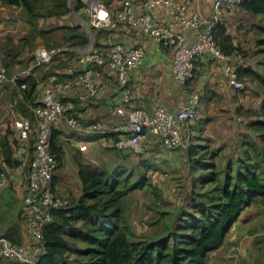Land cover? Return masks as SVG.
Returning a JSON list of instances; mask_svg holds the SVG:
<instances>
[{
    "label": "built area",
    "instance_id": "built-area-1",
    "mask_svg": "<svg viewBox=\"0 0 264 264\" xmlns=\"http://www.w3.org/2000/svg\"><path fill=\"white\" fill-rule=\"evenodd\" d=\"M244 1L212 0L210 11L206 13L201 7L192 6V0H119L112 8L96 0H83L87 5L90 27L113 30L119 24H126L140 29L155 44L169 47V74L181 92L185 91L187 83L194 77V60L202 57L221 65L231 94L244 89L239 70L247 63L243 54L237 50L223 51L215 40L213 30L224 15ZM137 2L141 11L136 8ZM158 7L163 8L167 14L168 18L163 22L154 18V11ZM68 49L67 44L36 48L35 63L47 64L55 55ZM145 59L146 51L142 45H126L114 41L111 36H107L105 48L88 43L79 53L81 69L43 89L40 104L31 108L33 120L20 117L12 152L15 162L0 171V193L6 186L14 185L18 174L27 170L23 203L27 208L26 227L31 240L28 244H16L5 237L0 238V253L4 258L14 259L20 264H35L45 251L43 225L50 222L53 210L69 206L70 200L57 192L53 184L56 160L52 151L51 132L63 117L61 97L75 91L76 98L87 106L104 90L105 84L98 80L104 66L115 72L120 94L118 102L108 107L109 115L119 120L110 126V130L124 133L123 137L114 139L115 146L129 149L134 154H142L148 147V140L156 138L163 148L186 153L189 138L187 141L183 130L188 122L198 117L199 94L193 90L184 93L185 100L174 108L163 105L155 106L152 111L132 108L129 106L132 90L128 83L134 70ZM28 74L29 69L17 72L11 80L21 81ZM6 79V67L0 61V84ZM20 88H25V83ZM84 115V111L79 109L63 119L68 127L79 132L83 128ZM90 130L97 134L107 132L99 120L90 124ZM85 147L79 145V150Z\"/></svg>",
    "mask_w": 264,
    "mask_h": 264
},
{
    "label": "crops",
    "instance_id": "crops-1",
    "mask_svg": "<svg viewBox=\"0 0 264 264\" xmlns=\"http://www.w3.org/2000/svg\"><path fill=\"white\" fill-rule=\"evenodd\" d=\"M77 1L78 0L73 1V7L71 8L69 5L70 0H68L70 8L69 13L57 18L54 28L62 27L65 24H79L82 29L86 31V28L90 27L86 10L87 5L83 2V0H81L85 5L84 8L75 10L74 5ZM96 1L102 2L108 8L116 6L119 2V0ZM211 2L212 0H192L191 5L194 7L199 6L206 13H209ZM0 6L4 9L6 6L19 7L14 5H5L1 2ZM136 8L138 11H141L142 8L139 2H137ZM2 13L3 12H0V14ZM7 14L8 13L5 11V15ZM230 15L231 13H228L227 16L229 17ZM253 15L260 17L261 21H264V14L254 13ZM154 18L159 22H163L168 17L165 10L158 7L154 11ZM13 19L14 16L11 15L6 19V21L0 23V27L2 26V23H5L9 24L6 28H10L14 21ZM21 19L23 24L22 28H26L23 32L25 35L28 28L31 26V23L26 15L21 17ZM226 19L228 18L226 17ZM51 23L53 22L51 21ZM223 24L227 30L229 26L228 22L225 20ZM39 25H41L40 30L50 29L43 27L42 23H39ZM91 28L92 27H90V35H88L89 42L87 41V43L102 45V47L105 48L106 38L107 36H111L114 41L122 42L126 45H142L144 47L146 51V59L134 70L128 83L132 90V98L129 102V106L132 108H142L147 111H152V109L157 105H163L166 108H174L185 100L186 95L184 93H188L193 89V91L198 92L200 97L198 105L199 116L203 115L207 118L210 113L212 114L216 111L215 109L211 110L213 102L221 108H227L226 103L229 101L230 97L239 93L238 91L235 94L230 93L226 79L222 74L221 65L216 61L207 60L205 58L197 61L196 75L193 77L194 79L192 78L191 81L187 83V86L184 89L185 91L181 92L180 88L175 84L169 74L171 63L170 48H165L155 44L151 39L145 37L140 29L127 26L126 24H119L115 29L106 31ZM64 33L65 31L63 29H57L47 34L50 35L48 43H55L58 45L60 42H63L61 44H67L69 49L61 53L58 56V59L50 62V66L44 65L33 72L37 79L36 89L32 93L34 103L41 101L43 89L53 83L59 74L70 75L77 73L81 69L77 58L83 46L72 45L70 41H63L61 37ZM37 38H40V36L36 35L34 38H31L32 47L30 49L28 46L22 47L21 49L24 48L23 51L19 49L13 51L11 54L9 52H5V49L3 48L4 50L0 52V60L6 63L8 69L13 72V74L17 73L19 69L20 72L23 71L24 69L22 68L26 64L28 65L27 69H31L33 64L31 62H27V60L30 55H33L34 50L40 47V45H38L40 40ZM57 38L58 41H56ZM25 39L26 41H29L30 37L25 36ZM259 43H261V41ZM247 66H251V68L255 71V68L252 66V62L247 63ZM48 67H50V69ZM11 77L6 80L10 82L7 86L3 87L2 83L0 84V123L5 129L3 119H7L9 129L12 131L10 137L16 138L17 127L20 124V117L22 114H20L17 110L12 111L13 104L11 105L10 102L6 104L10 107L8 109L6 108V114L1 111V109H4L5 107L3 103L4 98L7 100L13 99V102L21 98L20 89L22 88L18 87L16 83L11 80ZM251 79H254V77H251ZM98 80L105 84V88L100 94L93 98L87 106H84L76 98L75 91H71L61 97L63 104V117L71 115L79 109L83 110L85 115L83 117V128L79 132L68 127L64 122L63 117L56 125H54L52 129L54 133L53 141L55 148L61 153V162L56 168L53 181L54 188L57 192L61 193L69 200H73V202L77 201L82 189V180L79 173L80 169L92 172L94 171L96 173L121 169L123 177H126V175L132 172L133 174L131 175L133 177L139 176L147 178L149 184L152 182H157L158 184L171 182L175 177V173L172 171L177 170L183 173L188 186H186V188L190 189L191 181L197 177L201 169L190 168L188 172L183 171L184 161L187 163V159L189 158L188 154L180 150H167L163 148L156 138H150L148 140V148L142 155L134 154L129 149H119L115 146L114 136L116 135L117 138L124 136V133L122 132L116 133L110 130V126L119 122L116 117H113L108 113V107L113 106L119 100L120 94L117 86L116 74L108 66H104ZM242 90L246 95L249 92L246 85ZM243 99L244 98H241L240 101ZM31 108L32 106L30 109ZM219 117L220 115H218V118ZM220 118L225 119L223 117ZM95 120H99L106 127V133L97 134L90 130V124ZM185 134L187 135L186 131ZM196 144L197 143L195 142V144H191V146L195 147ZM79 145H85L86 147L83 150H79ZM195 149L197 151L191 156L192 158L199 154L197 147H195ZM182 153L185 154V157ZM26 176L27 170L24 169L18 174L16 183L12 186H6L0 193V238L5 237L16 244L27 243L30 239V235L26 227L27 208L23 203V196L26 191ZM175 201L177 202V200ZM177 204H179V202H177ZM165 213L166 211L163 210L160 213V216L164 217ZM74 216L77 215L74 213ZM78 221L79 220L75 222L76 226H79L78 223H80V221ZM171 225L172 228L174 225ZM235 243V239H225L223 245L212 252V255L210 256L211 260L206 264H249L250 261L247 260L248 258L243 253L237 254L234 247L231 248L232 253L228 254L227 257H225L223 253L218 254L219 252H226V250H228L231 245H235ZM69 250V255L70 253L75 255L78 252L74 247H70ZM246 260L247 263H245ZM59 261L60 260H56L55 262ZM0 264L20 263L9 258H4L0 253ZM253 264L262 263H260L259 260H256V263Z\"/></svg>",
    "mask_w": 264,
    "mask_h": 264
},
{
    "label": "trees",
    "instance_id": "trees-1",
    "mask_svg": "<svg viewBox=\"0 0 264 264\" xmlns=\"http://www.w3.org/2000/svg\"><path fill=\"white\" fill-rule=\"evenodd\" d=\"M43 1H47L48 4L41 7L40 3ZM0 2L5 5L19 6L28 17L32 28H36L35 23L38 19L59 18L68 14L70 10L68 0H0ZM84 6V3L78 0L74 9H82ZM241 6L251 14H264V0H245ZM35 28V36L39 35L47 40L46 45L50 40V35L47 34L57 29L65 31L61 39L70 41L72 45L84 46L88 40L86 32L79 24H65L62 27L47 30ZM100 30L106 31V29ZM213 33L217 44L223 51L238 50L222 21L214 25ZM94 46L103 48L102 45L95 44ZM60 54L55 55L50 62L58 59ZM30 57L27 62L33 64L35 62L34 53L32 60ZM199 59L202 57L194 60V77L197 69L196 63ZM50 62L41 66L35 63V67H31L29 74L23 80L15 82L18 87L25 83V88L20 89L21 98L13 103L12 111L17 110L22 116L33 120L30 107L40 104V102H33L32 93L37 84L33 72L44 65L50 66ZM74 74H59L55 81L63 80ZM239 75L253 78L256 72L251 66L245 65L239 70ZM261 105L264 106V102ZM247 127L261 129L259 135L262 146L245 143L243 155H240L235 163L230 161L226 163L225 177L221 182L216 181L218 172L214 169H210L205 174L198 173L199 180L204 183H216V186L209 193H205L204 198L200 197L199 193L192 194L193 197H199V200H194V214H186L178 230L169 231V236L164 235L155 240L130 241L129 225L124 215V198L134 189L143 187L147 183L145 177L128 184L121 169L100 173L80 169L81 194L77 201L70 200L67 208L51 212L50 222L42 227L45 251L35 264H54L56 260L64 261L69 255L70 247L75 248V244L70 242L66 236L84 241L88 259L86 261L78 259L77 264H206L209 255L223 245L229 230L242 211L252 203L255 197L264 196V120L250 119ZM0 128L1 171L15 162L12 159V152L16 140L10 137L12 131L9 128L4 129L1 123ZM53 134L52 131L51 144L57 168L61 162V153L55 148ZM114 138L117 139L116 135ZM196 151L191 145L187 148L190 168H206L207 164L204 163L203 166L200 164L204 153L194 158L191 157ZM193 185L195 186V183ZM74 213L77 216H74ZM79 218L82 222L76 226L75 222ZM169 238L172 239L171 242L168 241ZM30 240L31 237L27 243L23 244H28ZM11 260L17 262L14 259ZM62 261L61 264H66Z\"/></svg>",
    "mask_w": 264,
    "mask_h": 264
},
{
    "label": "rangeland",
    "instance_id": "rangeland-1",
    "mask_svg": "<svg viewBox=\"0 0 264 264\" xmlns=\"http://www.w3.org/2000/svg\"><path fill=\"white\" fill-rule=\"evenodd\" d=\"M45 4H48V2L43 1L40 3V6L42 7ZM5 11L8 13L7 15H5ZM0 12H3L0 14V23L6 21L11 15L14 16V21L10 28H6L9 24L5 23H2L0 27V52L5 49V52L12 54L13 51L26 46L30 49L32 47L31 38L35 37L36 31L30 26L27 33L24 35L23 32L26 28H22L23 24L21 19V17L25 16L23 10L19 7L6 6L4 9L0 6ZM230 13L231 15L228 17V14H226L222 21L224 22L226 20L228 22L229 26L227 30L231 34L233 43L238 47L237 51L243 54L246 63L252 62L256 76L254 79H251V77L239 75L244 83V87L246 85L249 90L247 95L243 93V90L238 91L239 93L230 97L229 101L226 103L227 108H221L213 102L211 110L215 109L216 111L212 114L210 113V115H208L210 117L207 116L206 118L198 114L197 119L188 122L186 128L183 130L184 137H187V141L188 138L190 140V144L188 143V145H194L196 142L197 144L195 147H197L199 154H205L200 164L203 166L205 163L207 166L206 168H200L201 170L199 173L205 174L210 169H214L218 172L217 182H221L225 177L224 171L226 163L229 161L235 163L236 159L240 155H243L245 143L248 145L253 143L258 147L262 146L259 135L261 129H256L254 127L249 128L247 127V122L254 118L264 120V106L261 105V103L264 102V21H261L260 17L251 14L241 5ZM226 17L228 19H226ZM56 20L57 18L54 17L51 19H38L36 29L41 28L39 23H42L45 28H54ZM51 21L53 23H51ZM85 32H87V38L89 39L90 27H87ZM25 36H29L30 40L26 41ZM58 38L56 41H58ZM37 39L40 40V42H38L40 47L47 48L64 45L61 44L63 42H60L58 45L55 43H48L46 45L47 40L41 37ZM87 41L89 42V40ZM260 41L261 43H259ZM23 49H21V51H23ZM30 56V60H32L33 55ZM2 63L6 67L7 78L15 74L8 69L5 62ZM41 65L42 63L39 64V66ZM27 66L26 64L22 69L26 70ZM33 66L35 67V62H33ZM17 72H20V69ZM8 83L10 82L4 81L2 83L3 87L7 86ZM238 96L244 99L240 101L241 98ZM4 99L3 103L5 107L1 109V111L6 114V108H10L9 105L6 104L10 102L12 105L14 102L13 99ZM218 115L225 119L218 118ZM238 117H240V119L237 121ZM3 121L5 128H9L8 120L3 119ZM183 156L185 157V154H183ZM189 170L190 162L188 158L187 163L184 161L183 171L188 172ZM172 172L175 173V177L172 179L173 181L165 184H158L157 182L149 184L146 178L147 183L143 187L134 189L124 198V215L126 217V223L129 225L130 241L140 242L142 240H155L164 235L169 236L168 234L170 232L178 230V226L181 224L182 219L186 217V214H194V200H199V197H193L192 194L199 193L201 194L200 197H203L205 193H209V191L216 186V183H204L202 180H199V177H196L191 181L189 189L186 188L187 184L183 173L177 170ZM131 174L133 173L131 172L124 177L128 180V184L141 178L139 176L133 177ZM194 183L195 186L193 185ZM175 200H177L179 204H177ZM163 210L166 211V213L164 217H161L160 213ZM78 220L80 223H78L79 221L77 223L80 225L82 219L79 218ZM171 224L174 225L172 228ZM232 227L226 239H235V245H231L226 252H219L218 254L223 253V255L227 257L228 254L232 253L231 248L234 247L237 254L243 253L248 258L247 260L250 261L249 264H251V262L252 264L256 263V260H259V262L263 264L264 196L255 197L252 203L242 211L235 225ZM66 238L75 244V249L78 251L77 254L73 255L70 253V255L66 257L64 260L66 264H77L78 259L86 261L88 257L86 255L84 241L79 238H70L69 236H66ZM168 241L171 242L172 239L169 238ZM211 255L212 253L209 255L206 263L210 262ZM247 260L245 263H247ZM54 264H61V260Z\"/></svg>",
    "mask_w": 264,
    "mask_h": 264
},
{
    "label": "water",
    "instance_id": "water-1",
    "mask_svg": "<svg viewBox=\"0 0 264 264\" xmlns=\"http://www.w3.org/2000/svg\"><path fill=\"white\" fill-rule=\"evenodd\" d=\"M73 1H74V0H70V2H69V5H70L71 8L73 7V6H72Z\"/></svg>",
    "mask_w": 264,
    "mask_h": 264
}]
</instances>
